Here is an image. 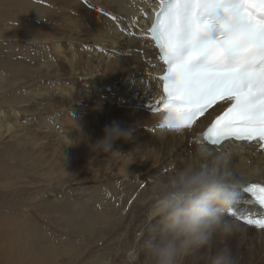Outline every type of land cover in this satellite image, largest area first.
I'll use <instances>...</instances> for the list:
<instances>
[{"label": "rangeland", "instance_id": "374dc122", "mask_svg": "<svg viewBox=\"0 0 264 264\" xmlns=\"http://www.w3.org/2000/svg\"><path fill=\"white\" fill-rule=\"evenodd\" d=\"M0 1L6 7H0V264H146L140 246L144 233L130 235L123 230L146 184L137 188L130 178L118 180L123 171L135 170L137 147L125 152L117 139L112 151L127 153L128 160L122 166L118 160L106 171L102 165L110 152H96L91 145L102 137L110 119L92 125L94 131L88 135L63 134L56 141L48 135L56 125L53 94L58 65L49 41L55 34L52 19L37 9L40 5L48 9L51 3ZM32 5L36 10L27 12ZM19 27L28 32L33 27L39 31L37 38L26 33L18 36ZM75 61L74 57L70 65ZM62 64L66 73L70 65ZM10 124V133H4ZM130 129L134 134L135 128ZM145 147L155 158L156 149L148 138ZM245 246L248 252L242 250ZM224 247L231 249L235 264H248L264 243L251 234L217 237L205 255ZM205 255L200 250L182 264H204Z\"/></svg>", "mask_w": 264, "mask_h": 264}, {"label": "bare ground", "instance_id": "6f19581e", "mask_svg": "<svg viewBox=\"0 0 264 264\" xmlns=\"http://www.w3.org/2000/svg\"><path fill=\"white\" fill-rule=\"evenodd\" d=\"M43 1L50 2L51 7L48 10L41 8L40 5L37 11L41 12L42 9L48 12L46 19H52L51 25L55 34L49 41L53 43L52 53L58 65L56 89L53 90L56 125L48 135H51L54 141L63 134L75 137L88 135L94 131L90 130L92 125L106 119H110L112 123H123L125 125L123 128H135L134 134L130 132L128 138H121L118 141L124 148L123 151L128 153L137 147L135 163L132 162L135 170L131 168L129 172L123 171L124 174L118 175V180H122L123 177L130 178L132 187L137 188L146 184L143 185L144 191L141 196L132 206L131 218L123 224V230L130 235H134L136 231L144 233L140 240L141 248L144 241L149 238V233L144 230V224L154 213L155 180L161 177L170 178L177 170L194 164L198 149L222 151L231 169L245 177L241 181L243 186L247 183L264 185L263 143L254 140L227 141L216 146L209 145L203 140L204 131L212 119L231 102L229 99L219 101L200 112V115L196 114L187 122L186 127H168V123L173 122L174 102L166 101L161 94L160 74L165 69V64L161 61L148 33L149 19L154 17V11L161 0ZM1 3L0 1V7L5 9V3L4 5ZM25 10L30 13L36 10V7L32 5ZM21 14L23 15V11ZM32 29L33 31L28 32L19 27L15 32L18 36L26 33L36 39L39 31L33 27ZM74 57L76 61L71 66L70 62ZM62 63L70 65L66 73L62 72L64 70ZM64 120L68 124L67 127ZM104 122L107 123V120ZM145 125L147 127L143 128ZM10 126L12 125H6L3 132L10 133ZM147 138L156 149L152 151L156 155L155 158L151 157V151L145 147ZM116 153L112 151L107 156L110 158H105L102 166L106 171L109 170L107 168L109 165L114 167V162L120 160L119 166H122L124 159H127V153L125 155ZM129 188L127 190H130ZM91 194L93 200L97 198L96 192ZM119 195L121 196V193ZM233 212L234 214L225 213L235 225L230 235L251 234L264 243V228L258 227L255 223H248L249 220L264 219V211L256 207L243 190ZM152 223L155 224L156 220H152ZM242 250L249 251L247 246L242 247ZM206 253L207 250L202 249V254ZM248 264H264V247L256 259L249 261Z\"/></svg>", "mask_w": 264, "mask_h": 264}, {"label": "clouds", "instance_id": "9594fccd", "mask_svg": "<svg viewBox=\"0 0 264 264\" xmlns=\"http://www.w3.org/2000/svg\"><path fill=\"white\" fill-rule=\"evenodd\" d=\"M130 131L113 122L91 147L99 153L112 152L113 143L128 138ZM244 178L231 169L222 151L209 148L198 149L196 162L170 178H157L154 213L144 224L149 233L142 246L146 264H182L185 257L202 249L211 250L217 237L230 235L235 225L225 210L233 203L234 189ZM204 259L206 264H235L228 247Z\"/></svg>", "mask_w": 264, "mask_h": 264}, {"label": "snow or ice", "instance_id": "6c2138e0", "mask_svg": "<svg viewBox=\"0 0 264 264\" xmlns=\"http://www.w3.org/2000/svg\"><path fill=\"white\" fill-rule=\"evenodd\" d=\"M247 2V0H246ZM240 27L231 32L222 42H211L203 48L197 49L192 55L200 52L210 57H217L226 49L247 52L253 49L264 50V23L257 27L251 18H242L236 14ZM167 23V22H166ZM164 23L162 28L153 27L156 35L157 46L162 57L167 58V51L175 46L173 31ZM197 30L200 26L197 25ZM258 32V42L255 34ZM187 62L169 68V74L164 76L170 84H165V92L173 99L172 121L169 128L188 126L197 113L202 112L221 92H228L235 99V104L223 116H218L212 126L207 129L204 136L211 144L218 145L229 137L237 140L259 139L264 141V71L239 73L235 71H217L205 69L189 71ZM222 99L226 97L221 96ZM182 105L184 107H175ZM264 146V145H262ZM258 188V192L255 191ZM241 190L253 192L261 207H264V187L251 185L244 188L243 183H238L233 192V203L225 210L227 214H234L233 208L240 199ZM258 227L264 228V219L249 220Z\"/></svg>", "mask_w": 264, "mask_h": 264}]
</instances>
